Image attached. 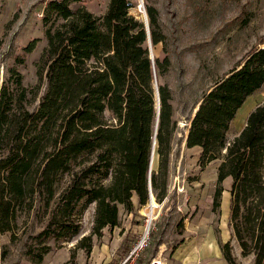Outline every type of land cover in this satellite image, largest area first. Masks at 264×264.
Here are the masks:
<instances>
[{"label": "trees", "instance_id": "obj_1", "mask_svg": "<svg viewBox=\"0 0 264 264\" xmlns=\"http://www.w3.org/2000/svg\"><path fill=\"white\" fill-rule=\"evenodd\" d=\"M75 1L44 5L46 44L36 82L26 84L24 73L11 66L0 87V233L13 241L31 222L33 241L25 253L35 264L52 249L50 241L79 234L90 204L92 232L77 243L87 253L94 235L119 224L121 205L133 210L135 195L139 208L151 190L158 201L169 193L177 121L172 91L162 81L171 60L159 10L144 0L147 27L131 13L138 0H109L104 15L74 8ZM40 41L31 39L24 51L33 52ZM160 43L164 58H151L150 44ZM259 44L203 95L186 137L188 148H200L201 165L219 161L214 211L223 182L231 179V237L254 264H264V100L237 135L229 138L228 131L264 84V37ZM155 142L158 163L151 167ZM133 244L126 242L124 251ZM150 248L137 264L145 263ZM221 249L228 264H238L231 240Z\"/></svg>", "mask_w": 264, "mask_h": 264}, {"label": "rangeland", "instance_id": "obj_2", "mask_svg": "<svg viewBox=\"0 0 264 264\" xmlns=\"http://www.w3.org/2000/svg\"><path fill=\"white\" fill-rule=\"evenodd\" d=\"M138 1L131 13L144 21L142 12H138L143 6ZM149 1L159 10V19L167 35L166 50L171 65L162 81L172 91L177 129L172 141L168 198L152 225L148 259L159 254L166 258L167 264H179L175 254L188 238L203 239L214 233L220 248L231 240L238 264H254V256H243L237 240L231 237V179L223 182L221 206L214 211L219 161L201 165L200 148H188L186 137L190 120L203 95L252 47L262 46L259 43L264 37V0ZM106 2L78 0L72 6L76 8L86 3L90 11L101 13ZM43 3L44 0L20 2L11 18L17 15L16 20L9 26V21L0 22V87L11 66H17L24 73L26 84L36 82V62L46 44L40 16ZM35 37H40L41 41L33 52L26 53L24 47ZM164 50L162 43L152 47L153 56L163 59ZM17 57H24L25 63H16ZM260 93L261 90L247 98L237 113V124L244 117L247 120L250 110L262 102L264 98L259 96H262ZM234 134L235 129L231 127L228 137L232 138ZM157 163L155 152L153 167H157ZM134 206L133 210H128L121 205L119 224L105 228L101 236L94 235L95 251L92 249L87 253L77 247V243L92 232L95 204H90L83 215L79 234L62 243L50 241L52 249L45 254L41 264L108 263L121 253L125 241L135 243L147 224L144 206L138 208L136 203ZM30 223V227L19 230V238L13 241L8 233H0V264H35L25 253L27 244L33 241L34 229Z\"/></svg>", "mask_w": 264, "mask_h": 264}, {"label": "crops", "instance_id": "obj_3", "mask_svg": "<svg viewBox=\"0 0 264 264\" xmlns=\"http://www.w3.org/2000/svg\"><path fill=\"white\" fill-rule=\"evenodd\" d=\"M29 0H0V22H8L11 20L13 14L16 12V7L20 4L27 3ZM47 0H44L42 11L44 10V5ZM107 0L105 9L103 12L99 13L98 11H92L98 15H104L107 7H108ZM84 5L87 7V4L84 3ZM88 8V7H87ZM9 11V13H7ZM0 30H2V27L0 26ZM261 47V46H259ZM261 90L260 97L264 98V84L261 88H259L257 91H255L252 95L253 96L256 92ZM248 97V99H249ZM247 99V100H248ZM264 100V99H263ZM256 107V106H255ZM253 107L250 112L255 108ZM249 115V114H248ZM237 116V115H236ZM246 118L244 117L243 121L240 124L238 123V116L234 118V120L231 123V127H234L235 129V135H237L240 130L245 126L246 124ZM229 129V131H230ZM133 202L138 204V197H133ZM124 207V206H123ZM212 232V231H209ZM125 233V232H124ZM123 233V234H124ZM213 233V232H212ZM212 235H210L207 238L199 239V238H188L183 245H181L178 248V251L175 254V259L179 262V264H228L227 260L225 259L222 249L219 246V243L217 239ZM190 241V242H189ZM128 242V241H125ZM130 242V241H129ZM190 246V247H188ZM188 247V249H187ZM95 249L93 248V252ZM121 253L114 257L113 259H109L108 263L105 264H119L120 261L127 255L128 252H125L124 249L120 251ZM150 259V258H149ZM148 256L146 257L145 263L148 264L149 262ZM167 264V261H166Z\"/></svg>", "mask_w": 264, "mask_h": 264}, {"label": "built area", "instance_id": "obj_4", "mask_svg": "<svg viewBox=\"0 0 264 264\" xmlns=\"http://www.w3.org/2000/svg\"><path fill=\"white\" fill-rule=\"evenodd\" d=\"M43 13L40 14L42 16ZM168 195L162 200L157 202V208L154 211V215L152 217L149 216L148 212H145V208L150 204V202L155 199H150L146 205H143V215L146 217V226L144 227L142 233L138 237L137 241L133 244L130 251L127 255L120 261L119 264H137V260L140 255L144 252L145 249L148 248L150 241H151V233L153 229V222L160 214L161 209L163 208L165 201L167 200ZM148 264H166V258L162 255H154L149 259Z\"/></svg>", "mask_w": 264, "mask_h": 264}, {"label": "water", "instance_id": "obj_5", "mask_svg": "<svg viewBox=\"0 0 264 264\" xmlns=\"http://www.w3.org/2000/svg\"><path fill=\"white\" fill-rule=\"evenodd\" d=\"M140 6H143V8H144V11H145L144 12V22L146 23V25L148 27V15H147V12H146V9H145V6H144V0H140ZM150 56H151V58L154 57L153 56V52H152V46H151V44H150ZM157 104H158V107H160V100H159V94H158V92H157ZM199 105H200V103L196 107L193 117L195 116L196 111L199 108ZM155 149H156V142L154 143L153 152H154ZM152 157H153V153H152ZM151 167H152V161H151ZM153 197H154V194H153V192L151 190V198L150 199H153Z\"/></svg>", "mask_w": 264, "mask_h": 264}, {"label": "bare ground", "instance_id": "obj_6", "mask_svg": "<svg viewBox=\"0 0 264 264\" xmlns=\"http://www.w3.org/2000/svg\"><path fill=\"white\" fill-rule=\"evenodd\" d=\"M140 11L142 12V16H144V12L145 11L143 10V8L141 10H138L139 13H141ZM154 155H155V150L153 152L152 164H153ZM156 208H157V202L155 201V199H153L150 202V204L144 210H145V212H148L149 213V216L150 217H152V215H154L153 213H154V211H155Z\"/></svg>", "mask_w": 264, "mask_h": 264}]
</instances>
